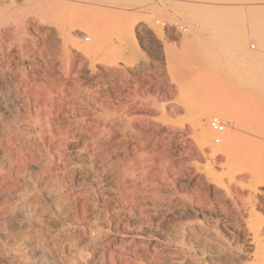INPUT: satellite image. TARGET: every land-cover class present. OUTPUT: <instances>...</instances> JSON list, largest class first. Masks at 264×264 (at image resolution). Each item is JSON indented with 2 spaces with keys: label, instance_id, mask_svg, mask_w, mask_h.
Listing matches in <instances>:
<instances>
[{
  "label": "rangeland",
  "instance_id": "374dc122",
  "mask_svg": "<svg viewBox=\"0 0 264 264\" xmlns=\"http://www.w3.org/2000/svg\"><path fill=\"white\" fill-rule=\"evenodd\" d=\"M115 1L0 0V264H264L246 10L256 58L205 2Z\"/></svg>",
  "mask_w": 264,
  "mask_h": 264
},
{
  "label": "bare ground",
  "instance_id": "6f19581e",
  "mask_svg": "<svg viewBox=\"0 0 264 264\" xmlns=\"http://www.w3.org/2000/svg\"><path fill=\"white\" fill-rule=\"evenodd\" d=\"M98 1V0H97ZM106 1H108V0H106ZM115 1V0H114ZM152 1V0H151ZM160 1V0H159ZM191 1H193V0H191ZM191 1H189V3L191 2ZM196 1V3H198V0H195ZM200 2H205V4H207V5H205V7L206 8H203L204 6H202V8H201V10L202 9H208L207 7H209V9L207 10V11H203L204 12V15H205V17L202 19V21L204 20V19H206V21L207 22H209V23H212L213 22V26H214V28H215V30H217V32L218 33H220L221 34V37H227L228 36V38H229V36H230V38L232 37V39H233V41H234V46H235V50L236 51H238L239 53L240 52H242L244 55H247V56H249V58L251 57V58H256V56L254 57L253 56V54H252V56H251V54L249 53V51L247 50V48H245V43H247V40L250 38L251 39V37L248 35V34H246V32H244V30H242L241 29V27L242 26H244V25H242V23L243 22H241V20L242 19H245V16H244V14L242 13V12H245L244 10H246V12H247V18H249L250 20H251V22L253 23V30H252V37H255L256 35H259V39L257 38V40H258V42H259V44H261L262 46H263V48H264V0H199ZM14 2V1H13ZM103 2V1H102ZM110 2H112L111 4H113V1H110ZM116 2V1H115ZM165 2V1H164ZM166 2H169V0L167 1L166 0ZM175 2L177 3V0H175ZM174 2V3H175ZM183 1H181V2H179L180 4L182 3ZM185 3H182V7H186L185 5H187L186 4V0L184 1ZM200 2H199V4H195L194 2V4L193 5H195V6H197L196 7V9H192V10H196V11H198L199 10V7H201V5H204L203 3H201V5H200ZM104 3V2H103ZM106 3V2H105ZM160 3H162V1L160 2ZM174 3H172L173 4V6L174 7H178V5H180L179 3H178V5L176 4V6H175V4ZM107 4H109V3H107ZM106 4V5H107ZM153 4H155V3H153ZM192 3H190V4H188V5H191ZM151 5V4H150ZM169 5H171V4H169ZM87 6V5H86ZM104 6V5H103ZM112 6V5H111ZM163 6H164V4H163ZM166 6V5H165ZM164 6V7H165ZM195 6H193V7H195ZM101 7V9L100 10H102L103 11V9H102V6H100ZM167 7H168V5H167ZM167 7H165V8H167ZM171 7H172V5H171ZM170 7V8H171ZM180 7V6H179ZM192 8V6H189V8ZM87 8H89V7H87ZM107 8V7H106ZM159 8V7H158ZM161 8V7H160ZM188 8V7H187ZM190 8V9H191ZM156 9V8H155ZM163 9V8H162ZM175 9V8H174ZM173 8H172V10H174ZM190 9H188V11L190 10ZM198 9V10H197ZM106 10V9H105ZM110 10V9H109ZM108 10V11H109ZM171 10V9H170ZM221 10H223V11H221ZM178 11V9L176 10V12ZM187 11V12H188ZM191 11V10H190ZM189 11V12H190ZM241 13H240V12ZM98 12H100V11H98ZM107 12V11H106ZM165 12H167V11H165ZM178 12H181V11H178ZM206 12V13H205ZM238 12L240 13V14H243V15H241V18L239 17V15L240 14H238ZM245 12V13H246ZM184 13V12H183ZM103 14V13H102ZM165 14V13H164ZM191 14H193V13H191ZM203 14V13H202ZM182 15V14H181ZM188 15V14H187ZM200 15V14H199ZM222 15V16H221ZM101 16H103V15H101ZM183 16V15H182ZM104 17V16H103ZM184 17V16H183ZM226 17V18H225ZM104 19V18H103ZM193 19V18H192ZM191 19V20H192ZM197 19V18H196ZM186 20H187V17H186ZM199 20V19H198ZM179 22H180V20H178ZM184 20L182 19V22H183ZM188 21V20H187ZM205 21V22H206ZM156 22V21H155ZM172 22H173V20H172ZM198 23H199V21H197ZM205 22H204V24H205ZM206 22V23H207ZM158 23H160V21L158 22ZM178 23V22H177ZM181 23V22H180ZM185 24V23H184ZM183 24V25H184ZM194 24H196V23H194ZM193 24V25H194ZM203 23H201V25H202ZM208 24V23H207ZM245 24V23H244ZM161 25V24H160ZM174 25V24H173ZM177 25V24H176ZM175 25V26H176ZM178 25H179V23H178ZM181 25H182V23H181ZM181 25H179V26H181ZM153 26H154V24H153ZM195 26V25H194ZM205 26V25H204ZM208 26H209V24H208ZM176 27H178V26H176ZM183 27V26H182ZM185 27V26H184ZM183 27V28H184ZM201 27V26H200ZM182 28V29H183ZM192 28V27H191ZM208 28V27H207ZM210 28V27H209ZM208 28V29H209ZM178 29V28H177ZM196 29V28H195ZM200 29V28H199ZM211 29V28H210ZM203 30H205V29H203ZM201 31V30H200ZM214 31V30H213ZM184 32V31H183ZM191 32H192V30H191ZM216 32V31H215ZM189 33V32H188ZM213 33V32H212ZM180 34V33H179ZM181 35V34H180ZM194 35V34H193ZM192 35V36H193ZM203 35V34H202ZM215 35V34H214ZM213 35V36H214ZM223 35V36H222ZM210 36V35H209ZM212 36V37H213ZM218 35L216 34V37H217ZM194 37V36H193ZM220 37V36H219ZM221 37H220V39H221ZM185 38V37H184ZM187 38V37H186ZM229 38V39H230ZM218 40V39H217ZM223 40V39H222ZM214 41V40H213ZM225 41H226V39H225ZM230 41V40H229ZM257 42V43H258ZM224 43V42H223ZM233 44V43H232ZM224 47V46H223ZM228 47V46H227ZM254 47V46H253ZM250 48V47H249ZM248 48V49H249ZM227 49V48H226ZM228 49H229V47H228ZM231 50L232 49H234V48H230ZM233 51V50H232ZM258 52V51H257ZM257 52H255V53H257ZM241 53V54H242ZM240 54V55H241ZM242 54V56H244ZM237 55V54H236ZM257 55V54H256ZM259 55V54H258ZM257 55V56H258ZM261 55H264V53L263 52H261ZM261 55H259V56H261ZM234 57V56H233ZM232 59V58H231ZM235 60V59H234ZM233 61V60H232ZM212 113H214V112H212V111H210V113L208 114V115H211ZM203 115H206V114H203ZM208 117V116H207ZM207 125V124H206ZM203 131H204V129H203ZM204 133V132H203ZM204 134H206L205 136H207L208 137V140L209 141H212L213 140V135H214V131H213V128L211 129L209 126H207V128H206V133H204Z\"/></svg>",
  "mask_w": 264,
  "mask_h": 264
},
{
  "label": "built area",
  "instance_id": "2783aa9c",
  "mask_svg": "<svg viewBox=\"0 0 264 264\" xmlns=\"http://www.w3.org/2000/svg\"><path fill=\"white\" fill-rule=\"evenodd\" d=\"M225 123L219 119V118H215L213 121H212V128L216 131V132H223L225 130Z\"/></svg>",
  "mask_w": 264,
  "mask_h": 264
}]
</instances>
